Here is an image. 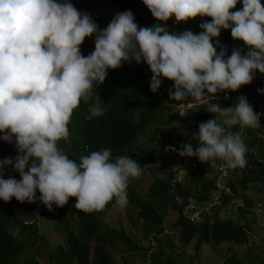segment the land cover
I'll return each mask as SVG.
<instances>
[{"label": "clouds", "instance_id": "9594fccd", "mask_svg": "<svg viewBox=\"0 0 264 264\" xmlns=\"http://www.w3.org/2000/svg\"><path fill=\"white\" fill-rule=\"evenodd\" d=\"M142 2L157 23L138 26L132 11L123 10L100 28L70 0H0V140L16 149L15 156L0 159V201L39 200L50 211L54 204L65 205L69 197H76L75 207L85 212L104 208L114 197L117 205H127L129 180L142 173L136 159L113 156L110 148H101L76 161L57 146L58 140L68 139V122L81 101H92L89 119L106 111L99 98L93 99L94 84H103L107 70L124 61L149 66L152 92L168 78L173 81L167 89L170 100L191 99L221 118L218 122L214 115L198 123L195 148L184 142L178 149L169 146L172 150L202 162L219 158L227 169L245 166L247 145L239 132L229 129L258 128L259 113L242 94L230 106L201 101L206 93L214 100L223 92L227 99L241 85L249 88L257 70L264 74V4L261 0ZM237 3L242 7L233 10ZM198 15L211 17L199 24V32H170L160 23L173 16L180 22ZM222 29H230L232 38L242 40L247 50L233 47L229 54L218 39ZM86 37H94V50L84 55L80 45ZM248 92L258 106L261 99H252ZM257 92L264 93V88ZM9 165L19 179L5 178ZM196 203L185 207L194 208L190 217L197 218L202 211ZM14 208L18 210V205ZM16 214L25 223L33 221Z\"/></svg>", "mask_w": 264, "mask_h": 264}, {"label": "trees", "instance_id": "16d2710c", "mask_svg": "<svg viewBox=\"0 0 264 264\" xmlns=\"http://www.w3.org/2000/svg\"><path fill=\"white\" fill-rule=\"evenodd\" d=\"M112 2L122 11L131 10L138 26L157 23L142 0ZM261 3L264 4V0ZM241 7L237 3L233 10ZM204 20H211V17L198 15L188 21L174 22L173 16L160 23L166 24L170 32L184 29L199 32L201 29L198 26ZM218 39L227 46L229 54L233 47L247 50L242 40L232 38L230 29H222ZM81 52L87 55L91 51L83 52L81 48ZM127 64L125 61L120 67L109 68L103 84H94L93 99L99 98L106 111L89 119L88 104L92 101H81L73 109L68 122V139L58 140L57 146L76 161L81 155L101 148H110L113 156L128 155L137 160L142 173L138 178L129 180L128 202L123 210L130 224H137L136 217L142 220L148 246H142L137 239L132 238L122 220L118 224L102 220L103 211L116 202L115 197L104 208L92 212L77 209L74 205L76 197H69L62 207L54 204L51 211L39 200L21 202L13 197L7 202L0 201V264H41L38 260L41 248L46 242L49 245V241L37 223V216L45 222L52 221V227L63 241L50 248L48 254L51 264H115V254L122 255V262L128 264L125 254L143 250L150 251V262L154 264H203L201 249L204 244L222 250L225 259L220 264H264L261 250L259 252L252 242L249 243L251 236L255 235L252 233L256 223L254 208L263 202L264 103L258 107L247 96L250 91L252 99L263 97L264 93L257 92V89L264 88V77L256 71L249 88L243 89L244 85H241L239 89L230 91L227 99L223 92L215 97L222 106H230L242 94L250 101L254 111L259 113V127H246L245 166L229 169L226 177H220L217 171L210 179L206 175L215 169L213 161L219 162V165L223 160L212 158L202 162L195 156H183L185 163L179 169L178 176L173 169L172 158L179 154L172 148H181L184 142L191 143L195 148L198 146V123L214 118V115L217 119L221 118L218 114L196 108V102L191 99L170 100L167 89L173 81L168 78H163L160 88L152 92L149 87L152 75L149 66L143 61L136 63L132 60L134 67L128 73ZM212 96L205 94V97ZM189 104L192 106L188 107ZM181 105L185 106L182 112ZM230 130L237 132L238 125H233ZM15 154V146L0 140V159ZM145 172H148L149 180L145 185L138 186L135 181ZM8 175L20 178L11 165L5 171V178ZM219 179L222 182L227 180L224 189L218 187ZM235 182L241 184L239 190ZM226 186L230 187V191L226 190ZM36 194L39 196L38 190ZM234 197L243 200V203L236 205L240 220L220 215L222 208ZM191 201L203 202L206 206L196 220L185 213V207ZM14 205H18V210L15 211ZM251 205L253 213L248 218L246 213L250 212ZM16 213L27 215L33 221L25 223L16 217ZM175 233L183 244L189 245L194 241V251L186 258L181 256V249L176 252L171 250L175 242L169 237ZM164 244L168 246V252ZM236 249L242 250V257H238ZM31 250L35 251L33 257L24 258Z\"/></svg>", "mask_w": 264, "mask_h": 264}, {"label": "rangeland", "instance_id": "374dc122", "mask_svg": "<svg viewBox=\"0 0 264 264\" xmlns=\"http://www.w3.org/2000/svg\"><path fill=\"white\" fill-rule=\"evenodd\" d=\"M71 3H73V5L80 11H85L87 13H89L93 19L97 22L98 27L100 28H104L107 26V23L111 20V18L113 17V15L115 13H117L118 11H122L121 7H119L118 5H115L112 0H70ZM94 37H86L84 42L81 44V48L83 50V52H89L94 50ZM125 62V61H124ZM122 62V65L123 63ZM127 66V70L128 73H130L132 71V68L134 67V65L131 62H128ZM257 73L259 76L264 77V74H261L258 70ZM245 85V84H244ZM213 102H217L218 103V99L211 97H204V99L201 101V103L204 104H210ZM259 103V102H258ZM256 103V104H258ZM192 106V104H189ZM189 105H187L188 107H190ZM196 106V103L194 104ZM181 108V112L182 110L185 109L184 105L180 106ZM196 108H202V109H206V105H199L198 107L196 106ZM218 122H220V119H218ZM230 130V129H229ZM233 131V130H231ZM235 133V131H233ZM239 134L241 135L242 139L244 140L245 136H246V126H240L238 125V131ZM145 139V138H144ZM12 146H14L13 143H11ZM12 152V150H11ZM213 171L210 173H207L206 176H208V178H213L214 175L217 173L216 170V166H217V161L215 162V160L213 161ZM185 160L183 158V156L180 155H176L174 158H172V166L173 169L175 170V173L177 175H179V169H181V166L184 165ZM229 169H227L228 171ZM149 176H148V172H145V174H143L141 176V178L138 181H135V184L137 183L138 186H143L146 184L147 180ZM226 179L223 180L219 179L217 181L218 185H222V183H226ZM235 186L236 189L239 190L241 187V184L236 183L235 182ZM251 189H253L255 191V188L251 187ZM253 192V191H251ZM263 194V202L261 203L262 205H258V207H255V213H256V223L254 224V230L252 233H255V240H253L252 236L250 239V242H252V245L254 246V248L256 250H258L260 252L261 250V255L263 257L264 255V190H262L261 192ZM193 202H197V201H193ZM243 203V200L241 197H234L230 203L228 202L227 206H224L222 208V211L220 213V215L223 218L229 217L232 218L233 220H240L239 217V212L236 208L237 204ZM195 207L197 208V210H203L204 205L202 202H197ZM185 213L188 214L189 216L194 215V208L190 205L188 209L185 210ZM253 213V205H251V210L249 213L247 214V217L250 218L251 214ZM102 220H104L106 223H112V224H118V222L120 220H122V224L123 226L127 229L128 233L130 234V236L132 238L137 239V241L139 242V244H141L142 246L147 247L149 242H148V238L147 235H144L143 232V226L144 223H142V220L139 219L138 217H136L137 220L136 223H129L128 220L125 218L126 216L124 215V210L123 207L119 206L116 204V202L112 203L111 207H109L108 209H106L105 211H103L101 218ZM246 216V215H245ZM21 218H24L26 221H30L33 220L32 218H30L29 216L25 215ZM196 217H193V220H196ZM37 223L40 224L41 230L44 233L45 238H47L46 240L49 241V245L48 242H46L42 248H41V252H40V256L38 257V260L40 261L41 264H51L50 260H49V254H50V248L52 246L57 245L58 243H62L63 241L61 240V237L57 234L56 230H54V228L52 227V221H48L45 222L44 220L41 219V217L37 216ZM251 233V234H252ZM172 238L175 242V246L172 247V251H177L178 249H181V256L182 257H187L190 253H192L194 251V241H192L189 245L188 244H183L181 243V241L179 240V236L177 233H175V235L169 237ZM255 241V242H254ZM249 242V243H250ZM164 248L167 250H169L168 246L164 244ZM236 253L238 254V257H242L243 252L240 249H236L235 250ZM49 253V254H48ZM150 251H139L136 253L133 252H128L127 254H125V258L128 259V264H154L151 261V257H150ZM35 254V251L31 250L28 253H26V256L24 258H32ZM201 257L203 259V264H220L222 262V260L224 261L225 259V255L222 253V250L218 247H213L210 246L208 244H204L203 248L201 249ZM115 258V264H124V262H122L123 256L120 254H115L114 255ZM224 258V259H223ZM260 264V263H257Z\"/></svg>", "mask_w": 264, "mask_h": 264}, {"label": "built area", "instance_id": "2783aa9c", "mask_svg": "<svg viewBox=\"0 0 264 264\" xmlns=\"http://www.w3.org/2000/svg\"><path fill=\"white\" fill-rule=\"evenodd\" d=\"M250 100V99H249ZM263 100H264V94H263V97L261 98V100L259 101V103H258V107H261L262 105H263ZM249 102V101H248ZM216 170L218 171V172H220V175L222 176V177H226L227 175H228V171H227V165H226V162H224V161H222V163H220L219 165L217 164V166H216ZM178 180H180V179H178ZM225 186V184L222 186H220V188H223ZM226 190L227 191H230V187L229 186H226ZM216 199H218V198H216ZM216 202H218V200H216ZM197 214V213H196Z\"/></svg>", "mask_w": 264, "mask_h": 264}]
</instances>
